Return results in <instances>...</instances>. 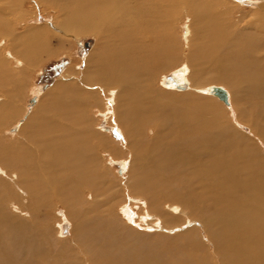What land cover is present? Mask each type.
I'll return each mask as SVG.
<instances>
[{
	"label": "bare ground",
	"instance_id": "6f19581e",
	"mask_svg": "<svg viewBox=\"0 0 264 264\" xmlns=\"http://www.w3.org/2000/svg\"><path fill=\"white\" fill-rule=\"evenodd\" d=\"M243 1L0 0V264H264V0H248L247 23V14L229 18ZM182 8L185 44L172 28ZM41 16L53 21L18 30ZM84 34L97 39L87 68L70 67L72 76L6 136L25 111L33 71L56 53L51 39ZM167 70L174 75L161 88ZM211 79L231 89L234 119L194 94L216 96L221 87L229 101L224 86L199 87ZM188 84L195 92L172 91ZM101 90L114 100L126 143L124 182L108 177L124 150L90 119ZM116 201L127 219L112 213ZM129 205L159 230L193 221L180 253L162 258L147 245ZM62 210L72 222L68 238L60 222L53 227Z\"/></svg>",
	"mask_w": 264,
	"mask_h": 264
},
{
	"label": "rangeland",
	"instance_id": "374dc122",
	"mask_svg": "<svg viewBox=\"0 0 264 264\" xmlns=\"http://www.w3.org/2000/svg\"><path fill=\"white\" fill-rule=\"evenodd\" d=\"M227 1H235V0H227ZM34 3V2H32ZM240 3V8L237 9L233 14L230 15L229 18H232L236 22H240L239 18L241 17V13L247 14V16L244 19V22L247 23L249 20L252 19V15H250V12L252 13V10H254V5L251 4L250 1L245 0ZM28 6V5H26ZM30 10H35L39 11V8H32L27 7ZM171 9V8H170ZM184 12H181V11ZM180 13L175 12L174 13V23L172 22V28L174 30V34L177 36V40L180 41L181 43H186L187 42V37L188 36V28H189V20L186 18V13H185V8H182ZM224 10V8H223ZM225 11V10H224ZM176 16L178 18L176 19ZM53 21V16L50 18H45L41 16V18L37 20L30 21L27 24H19L18 25V30L24 31L26 28V25H35V24H43V23H51ZM242 23V22H241ZM244 23H242L243 25ZM241 26V25H239ZM3 43V42H2ZM0 44V46L2 45ZM51 47L54 48V51L56 50V53H53L51 56L48 58H45L44 61L40 62L38 67L33 71L32 77L30 79L29 84L27 85V91L22 97V107L25 109L23 115L19 117V119L16 121L17 123L11 124L8 128L4 129L5 135H16L19 130H20V124L25 123L28 119V115L32 113L38 102L40 101V98L42 95L46 94L48 91L52 90V88L56 85L58 81H61L63 78H67L68 76H72L71 73L68 71L70 67H74L75 71L83 72L87 68V63L89 60V57L91 54L95 51L97 47V39L94 35L92 34H84V35H78V36H67L66 40L64 43L60 42L58 39L53 38L51 39ZM186 49V46L184 47ZM185 67V64H184ZM186 68V67H185ZM173 70V69H172ZM172 70H167L168 72H165L164 75H166V79H163L162 75L160 78V83L157 84L156 81L155 83L161 87L164 88L166 86L165 80H170L172 79L174 72ZM164 81V82H163ZM208 82V81H207ZM224 86L230 91L231 95V89L226 86L223 83H218L217 80L211 79L208 83L199 86V87H211V86ZM38 91V89H41L40 94H35L32 89ZM192 87L190 88V85L188 84L186 87L183 89H172V91H176L178 94H184V93H189V92H195L192 91ZM101 103L99 107H96L95 109H92L90 111V119L93 123L94 129L97 131L103 132L107 134L112 142L114 144L119 145L121 149L124 150V152L121 153L120 156H116L117 160H112V164L108 163V166L111 168L110 169V174L108 177L113 178L115 180H118L119 182H124L127 181L125 178L127 175H129L127 169L122 170L123 164L122 161L125 158H129V155L127 154L126 150V143L124 142V138L122 135L121 131V125L116 126V114H115V104L114 100L110 98V95L108 92L101 90ZM194 94H198L203 98H209L211 99L215 104L220 105V107L224 108L227 111V115L232 117L234 119V115L236 116V109H235V101L233 95L230 96L229 98V105H227L223 100H221L217 95L213 96V94H203L199 90H196ZM106 108L109 110H113L114 112H111V114H108V117L104 116V112H106ZM30 112V113H28ZM237 118V117H236ZM235 121V120H234ZM240 122L237 118V120L234 123L236 127H238L240 130L243 132L255 137L253 135V132H251V128L246 125L242 124L240 125L238 122ZM119 122V121H118ZM116 123V124H115ZM241 123V122H240ZM119 124V123H118ZM245 128H244V127ZM247 127V128H246ZM251 132V133H250ZM148 138H151L155 135V131L153 128L148 129L145 134ZM262 142V143H261ZM258 146L262 149L264 152V140H257ZM124 158V159H123ZM107 167V166H106ZM129 167V166H128ZM127 167V168H128ZM115 191V190H113ZM123 191L118 192L120 197L117 199H121ZM132 193L130 195L124 196V199L128 201V198L131 197ZM110 202L113 209L111 210L113 214H121L124 219H127L126 214H123L121 211V207H119L118 202ZM129 202V201H128ZM130 203V202H129ZM170 204V202H165ZM130 211L133 213V217L131 220V225L133 228L138 229L139 231L143 232L146 234L145 236V242L147 245H151L152 247L155 248V250L161 252L162 258H166L172 254H179L180 250L182 249L183 243L186 242V237L184 235V232L192 225L193 221H179L181 224L175 225L172 224L169 229L164 228V225H162V228L159 230V226L154 223V224H147L149 218H145L142 220L141 218L137 219L138 213H139V208L136 206L132 207L129 205ZM57 212V213H56ZM54 215V224L53 227H55L56 230L60 229L58 222L61 223V228H63V232L61 237L63 238H68L71 235L72 232V222L69 221L68 217H66V213L64 210L62 211H56ZM137 212V213H136ZM145 212V211H144ZM143 212V213H144ZM149 215L152 217L151 213ZM160 234V235H158ZM183 235V236H182ZM184 237V238H183ZM201 243L204 246H208L210 250L214 249L213 243L207 240V238L204 237V235H201ZM158 238V239H157ZM185 240V242H184ZM177 250H176V249ZM181 248V249H180ZM173 249V250H172ZM174 250L176 252H174ZM179 251V252H178ZM212 252V251H211Z\"/></svg>",
	"mask_w": 264,
	"mask_h": 264
},
{
	"label": "water",
	"instance_id": "95a60500",
	"mask_svg": "<svg viewBox=\"0 0 264 264\" xmlns=\"http://www.w3.org/2000/svg\"><path fill=\"white\" fill-rule=\"evenodd\" d=\"M214 92L225 103H227V104L229 103V101H228V94H227L226 90H224L221 87H215L214 88Z\"/></svg>",
	"mask_w": 264,
	"mask_h": 264
}]
</instances>
